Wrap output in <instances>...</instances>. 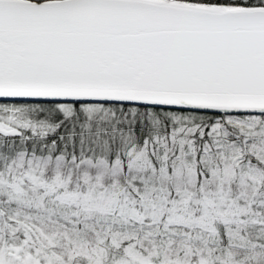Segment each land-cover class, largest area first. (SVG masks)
<instances>
[{"label":"snow or ice","instance_id":"1","mask_svg":"<svg viewBox=\"0 0 264 264\" xmlns=\"http://www.w3.org/2000/svg\"><path fill=\"white\" fill-rule=\"evenodd\" d=\"M0 264H264V0H0Z\"/></svg>","mask_w":264,"mask_h":264}]
</instances>
